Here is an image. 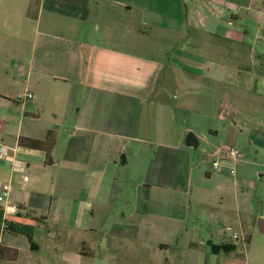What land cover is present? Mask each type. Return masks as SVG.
<instances>
[{"label":"crops","instance_id":"1","mask_svg":"<svg viewBox=\"0 0 264 264\" xmlns=\"http://www.w3.org/2000/svg\"><path fill=\"white\" fill-rule=\"evenodd\" d=\"M34 1L28 62L20 29L0 65V264H121L133 246L161 256L146 264H264V0H178L174 26L156 0ZM50 132L49 158L19 145ZM229 147L236 175L213 169Z\"/></svg>","mask_w":264,"mask_h":264},{"label":"rangeland","instance_id":"2","mask_svg":"<svg viewBox=\"0 0 264 264\" xmlns=\"http://www.w3.org/2000/svg\"><path fill=\"white\" fill-rule=\"evenodd\" d=\"M156 2L159 3V8L154 10L153 13H150L153 16V20L155 22H159L160 24H166L168 23L171 26H174V24L178 23V19L182 18L183 12L181 9H179V2L178 0H171L169 2V9H165V7L161 6L163 10L160 9V3L167 2L166 0H156ZM38 2L34 1L32 3L28 4V0H2L0 3V34L3 35L0 37V65L5 66L10 64L9 57H7L8 49H14L19 44L21 45V40L18 41V38L10 37L9 39H5V32H8L10 35H15V31H19L20 29H24V35L25 38L22 41L23 45V55L25 56V60L28 62V57L31 55V49L33 45V39H34V30H35V22L31 21L27 18L26 13L29 12L31 15L37 16L38 15ZM163 14H169L170 18L167 20L166 17L162 16ZM8 17H11V26H10V32L6 30V27L4 26L6 19ZM21 25H24L23 27ZM249 30L251 32V35L249 37L251 44L254 46L255 41H253V35L254 30L252 25H248ZM18 29V30H16ZM15 32V33H14ZM126 33H122V36H124ZM155 48H160V44L154 40ZM257 48L256 46H254ZM260 64V63H259ZM25 93V92H24ZM21 93V94H24ZM203 148V147H202ZM201 148V150H202ZM194 151V150H193ZM196 155H200L201 151L195 152ZM193 210L192 214L189 218V226L194 227L195 223V213L197 211L196 201L193 197ZM147 250H143L141 247H132V250L130 252H119V260L121 261V264H146V261L148 258H145ZM148 257L151 254V256L155 255L153 259L160 260L161 256L156 254L152 251H147ZM127 253V255H126ZM93 261V260H92ZM91 264H108L104 261V259H95ZM113 264V263H109Z\"/></svg>","mask_w":264,"mask_h":264},{"label":"built area","instance_id":"3","mask_svg":"<svg viewBox=\"0 0 264 264\" xmlns=\"http://www.w3.org/2000/svg\"><path fill=\"white\" fill-rule=\"evenodd\" d=\"M34 95L32 92H25L24 94H19L17 97L18 102H25L28 100L33 99ZM9 147L5 145L4 143H0V161L4 160L7 154V150ZM240 161V153L239 150L236 147H229L225 151L224 154L221 155V157L214 162L213 169L216 171H219L223 165V163H229L231 165L230 167V173L232 175H236V164H238ZM10 190V187L8 185H2L0 187V203L5 204L7 201V195ZM8 210H11L8 208ZM2 242V235H0V244Z\"/></svg>","mask_w":264,"mask_h":264},{"label":"trees","instance_id":"4","mask_svg":"<svg viewBox=\"0 0 264 264\" xmlns=\"http://www.w3.org/2000/svg\"><path fill=\"white\" fill-rule=\"evenodd\" d=\"M19 145L23 147L31 148V149L43 150L47 153V157L49 158L55 146L54 133L52 132L48 133L47 138L45 140H36V139L22 137L19 139ZM21 230L23 229L22 228L19 229V232H21ZM82 254L89 256L92 253L89 249H86L85 247H83Z\"/></svg>","mask_w":264,"mask_h":264},{"label":"water","instance_id":"5","mask_svg":"<svg viewBox=\"0 0 264 264\" xmlns=\"http://www.w3.org/2000/svg\"><path fill=\"white\" fill-rule=\"evenodd\" d=\"M200 141L194 133H190L187 137L186 145L196 151L199 148Z\"/></svg>","mask_w":264,"mask_h":264}]
</instances>
